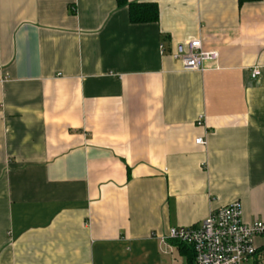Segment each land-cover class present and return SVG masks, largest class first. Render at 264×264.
I'll use <instances>...</instances> for the list:
<instances>
[{"label": "crops", "instance_id": "obj_1", "mask_svg": "<svg viewBox=\"0 0 264 264\" xmlns=\"http://www.w3.org/2000/svg\"><path fill=\"white\" fill-rule=\"evenodd\" d=\"M128 2L158 22L0 0V264H186L171 229L264 221V0ZM195 39L204 71L174 57Z\"/></svg>", "mask_w": 264, "mask_h": 264}, {"label": "built area", "instance_id": "obj_2", "mask_svg": "<svg viewBox=\"0 0 264 264\" xmlns=\"http://www.w3.org/2000/svg\"><path fill=\"white\" fill-rule=\"evenodd\" d=\"M186 71H204L205 62H216L219 54L203 50L200 39L187 42L185 50L175 56ZM254 69L252 78L260 76ZM202 125L201 120L198 121ZM197 145L206 146V140L198 137ZM200 228H173L167 239L192 246L194 264H253L258 255L256 240L264 238V221L247 224L243 221V208L235 202L212 211ZM174 264H179L174 262Z\"/></svg>", "mask_w": 264, "mask_h": 264}, {"label": "trees", "instance_id": "obj_3", "mask_svg": "<svg viewBox=\"0 0 264 264\" xmlns=\"http://www.w3.org/2000/svg\"><path fill=\"white\" fill-rule=\"evenodd\" d=\"M250 1H260V0H239V4ZM118 7H127L130 13V22L133 25L137 24H151L156 23L159 20L160 11L158 6L154 2H136L129 3L128 0H118ZM173 245H175L181 255L186 258V264H194L195 253L192 246H187L181 242L173 240Z\"/></svg>", "mask_w": 264, "mask_h": 264}]
</instances>
